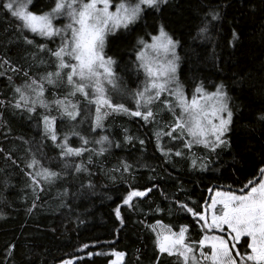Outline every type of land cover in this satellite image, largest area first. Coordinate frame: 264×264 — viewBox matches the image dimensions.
I'll return each mask as SVG.
<instances>
[{"label":"trees","instance_id":"obj_1","mask_svg":"<svg viewBox=\"0 0 264 264\" xmlns=\"http://www.w3.org/2000/svg\"><path fill=\"white\" fill-rule=\"evenodd\" d=\"M119 2L112 0L114 6ZM53 5L54 0H33L30 10L39 14ZM210 9L220 12L219 20L206 16ZM205 21L209 29L200 36L198 29ZM66 22V18L56 19L54 26L62 27ZM161 25L179 42L177 80L188 98L197 84L207 92H214L217 84L224 85L233 111V123L226 134L228 147L209 155L202 145L193 144L189 151L180 141L163 137L162 143L172 148L173 155H161L154 131L157 127L167 130L173 119L163 105V101L173 99L168 94L152 105L156 123L110 113L103 128L96 129L91 126L95 105L85 107L86 101L79 94L69 97L82 109L75 121L62 116L51 103L69 91L64 84L45 83L44 99L49 108L37 105L32 113L12 108L13 88L27 81L25 71L38 81L41 75L55 71L49 50L59 45L60 38L22 30L19 21L0 11V61L8 60L19 69L10 71L8 64L0 65V73H4L0 75V101L5 102L0 105V264H60L67 260L110 264L113 252L125 254L121 264H178L175 256L157 252L155 234L147 225L159 220L173 231L187 225L189 241L198 240L200 228L180 203L197 209L210 202L217 190L240 194L249 180L258 182L259 169L264 167V122L258 119L264 114V0H168L159 10L145 8L136 23L110 37L105 46V55L115 61L112 67L121 92L119 99L114 93L110 96L114 103L135 109L126 93L143 87L146 79L136 61L137 41L142 38L150 43ZM25 37L33 43L26 44ZM40 44L45 45L43 50ZM44 114L55 117L58 139L75 131L79 135L68 136L70 146L79 147L80 136L89 141L86 147L91 151L69 158V164L83 163L87 171L62 166L59 149L44 134ZM100 136H107L108 141L96 144ZM125 136L131 139L126 141ZM101 147L105 151L97 154ZM177 149L182 156L174 155ZM206 155L207 167L202 170L199 159ZM33 156L43 167L60 174L51 183L40 181L42 190L35 194L25 175ZM193 158L198 160L196 167L191 166ZM125 164L130 166L128 171L123 170ZM146 189L151 190L143 197H133L131 206L122 204L129 191ZM117 206L121 220L115 216ZM10 244L15 247L5 261Z\"/></svg>","mask_w":264,"mask_h":264},{"label":"snow or ice","instance_id":"obj_2","mask_svg":"<svg viewBox=\"0 0 264 264\" xmlns=\"http://www.w3.org/2000/svg\"><path fill=\"white\" fill-rule=\"evenodd\" d=\"M32 2L33 0H0V11L19 21L22 30L26 29L49 39L57 36L60 38L59 45L54 50H49L55 59V71L41 75L39 81L29 77L25 71L27 81L22 86L13 88L15 102H10L12 108L28 113L34 112L37 105L42 109L49 108V102L44 99L45 83L53 86L64 84L69 91L64 97L51 103L69 121H75L82 111L78 104L69 99L79 94L86 101L85 107L95 105L91 121L93 129L103 128V120L110 113H123L140 118L145 123H156L157 113L152 110V105L160 99L161 93L166 92L173 99L171 102L163 101V105L172 113L173 119L166 125L167 130L157 127L154 131L156 149L161 155H173L172 148L162 143L163 137L170 141H180L189 151L193 144L202 145L209 155L218 148L229 146L226 133L233 123V111L229 107V97L224 91V85L217 84L214 92H207L202 85L197 84L189 100L176 79L179 59L176 47L179 42L165 31L163 25L159 27L158 34L151 36L150 43L142 38L137 41L140 49L136 52V61L146 79L143 87L126 93L133 99L135 109L126 107L124 103H114L106 91L105 83L115 88L117 79L112 67L115 61L104 52L107 37L119 28L128 29L136 23L145 8L159 10V5L166 0H135V3L120 0L114 11L110 10L112 0H54V5L48 11L39 14L30 10ZM61 16L66 17L67 22L62 27L54 26L53 20ZM206 16L211 21H217L220 19V12L210 9ZM208 29L209 23L205 21L199 27L198 34L204 36ZM235 36L236 33L233 32V37ZM24 40L26 44L33 43L27 37ZM39 48L43 50L45 45L40 44ZM3 64H8L10 71L19 70L12 67L8 60L0 61V65ZM4 103L0 101V105ZM176 108H179L178 114ZM258 119L264 122V114ZM41 122L44 134L59 149L62 166L72 167L76 172L87 171L83 163L69 164V158L81 157L82 153L91 151L86 147L89 141L80 136V146L72 147L68 136L79 135L77 132L71 131L58 139L55 117L44 114ZM130 139L131 137L125 136L126 141ZM107 141V136H100L95 143L103 144ZM140 143L143 144L144 141L141 140ZM104 151V147H101L97 154ZM174 155L180 157L183 153L177 149ZM206 160L207 155L199 159L202 170L207 167ZM197 165V158H193L191 166ZM129 167L125 164L123 170L128 171ZM26 168L30 170L25 175L31 181L34 194L37 190H42L40 181L47 184L60 177L58 172L43 167L34 156L26 164ZM150 190L129 191L122 204L131 206L133 197H143ZM179 207L192 217L202 235L198 240L189 241L187 225H181L178 231H173L170 226L157 220L154 225L147 227L155 234L158 253L175 256L178 264H264V167L259 169L258 182L255 179L249 180L240 189V194L231 190H217L211 195L210 202H205L197 209L184 203H180ZM114 212L116 219L121 220L119 206ZM14 247L8 245L5 261L11 258ZM92 255L93 253H88L89 257ZM112 255L116 259L110 261V264H119L125 254L113 252ZM63 264H71V261H64Z\"/></svg>","mask_w":264,"mask_h":264},{"label":"rangeland","instance_id":"obj_3","mask_svg":"<svg viewBox=\"0 0 264 264\" xmlns=\"http://www.w3.org/2000/svg\"><path fill=\"white\" fill-rule=\"evenodd\" d=\"M168 2V0H166V2L165 3H167ZM165 3H162V4H160L159 6H161V5H164ZM110 10H115V6L113 5V3H112V5H111V8H110ZM64 18H66V17H64V16H61V17H58L57 19H64ZM55 20L56 19H54L53 20V24H55ZM133 25V24H132ZM132 25H130V26H132ZM129 26V27H130ZM124 30H126V29H124V28H119V29H117L116 31H115V33H113V34H110L108 37H107V39H106V43H107V40L110 38V37H112V36H115V35H117V34H119L120 32H122V31H124ZM105 46H106V44H105ZM104 52H105V49H104ZM178 73H179V68H178V71L176 72V79H177V77H178ZM146 78V77H145ZM118 85L116 84V87L115 88H112V85H108V84H106L105 83V88H106V91H107V93H108V95L109 96H112V93H114L113 95H115L114 96V98H117V99H119L120 97H121V92L119 91V87H117ZM183 88V87H182ZM113 91V92H112ZM183 91H184V94H185V90H184V88H183ZM163 94H168V93H161V95H163ZM170 96V95H169ZM185 96L188 98L189 96H187L186 94H185ZM189 100L191 99V98H188ZM176 109H178V108H176ZM179 110V109H178ZM227 134V133H226ZM114 259H116V257L114 256ZM67 261H71V264H75V261L74 260H67ZM123 261H124V257H123V259L119 262V264H121V263H123ZM60 264H63V262L62 263H60Z\"/></svg>","mask_w":264,"mask_h":264}]
</instances>
